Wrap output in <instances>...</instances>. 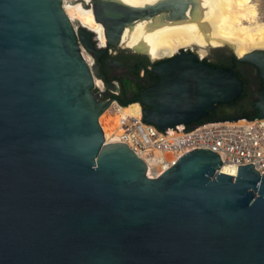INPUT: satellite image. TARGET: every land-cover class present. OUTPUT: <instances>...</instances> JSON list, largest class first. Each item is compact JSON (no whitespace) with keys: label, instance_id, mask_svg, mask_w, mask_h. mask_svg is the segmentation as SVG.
I'll return each mask as SVG.
<instances>
[{"label":"water","instance_id":"obj_1","mask_svg":"<svg viewBox=\"0 0 264 264\" xmlns=\"http://www.w3.org/2000/svg\"><path fill=\"white\" fill-rule=\"evenodd\" d=\"M80 1L106 43L145 54L122 45L127 27L197 7ZM92 32L64 0H0V264H264V173L253 163L232 175L217 151L195 146L151 178L126 142H105L99 118L123 102L95 89L98 69L83 52ZM224 45L264 80V47L240 56ZM153 72L143 114L162 130L199 121L243 88L232 68L186 48ZM258 96L254 117L264 118V89Z\"/></svg>","mask_w":264,"mask_h":264},{"label":"bare ground","instance_id":"obj_2","mask_svg":"<svg viewBox=\"0 0 264 264\" xmlns=\"http://www.w3.org/2000/svg\"><path fill=\"white\" fill-rule=\"evenodd\" d=\"M68 1L64 0L68 15L73 20L79 19L82 24L95 29L100 41V34L106 41L103 27L95 19L93 10L84 7L80 0ZM120 1L144 7L159 0ZM162 19L158 18L157 24L150 20H140L133 27H127L122 36V45L141 46L151 53L152 58L196 44L206 47L201 50L202 54L209 47L229 44L240 56L251 49L264 47V19L255 0H197L194 15L189 11L188 17L183 20ZM140 111L138 103H131L113 112L107 108L100 116V120L105 124L107 134L111 135L119 131L122 115H135ZM222 171L236 175L237 168L225 165Z\"/></svg>","mask_w":264,"mask_h":264},{"label":"built area","instance_id":"obj_3","mask_svg":"<svg viewBox=\"0 0 264 264\" xmlns=\"http://www.w3.org/2000/svg\"><path fill=\"white\" fill-rule=\"evenodd\" d=\"M97 80L98 77H95V83ZM100 94L102 99L110 98ZM121 107H125L123 103L113 99L108 108L113 112ZM140 109L139 114L122 115L119 131L111 135L107 134L100 118L99 123L105 142H126L144 159L149 177H158L173 166L181 154L195 146L217 151L222 159V167L237 168L236 174L239 164L247 163H253L260 173H264V118L226 117L200 123L176 124L162 130L145 121L143 109Z\"/></svg>","mask_w":264,"mask_h":264},{"label":"flooded vegetation","instance_id":"obj_4","mask_svg":"<svg viewBox=\"0 0 264 264\" xmlns=\"http://www.w3.org/2000/svg\"><path fill=\"white\" fill-rule=\"evenodd\" d=\"M100 36L103 44H99L97 33L92 32L94 49L87 51L91 55L92 65L98 69L99 77L95 83V89L105 97L119 98L122 102L130 100L132 103H138L142 109L146 108L147 105L143 103L141 93L159 80L157 76L152 79L153 68L170 60L186 48V50L195 53L201 61H206L217 67L232 68L243 81V88L239 96L230 102L218 103L210 111L212 114L229 118L235 116L254 117L259 113L254 105L259 98V92L264 89V80L259 75V69L247 61L226 62L225 59L231 55L230 53H233L230 50L213 54L210 53L211 49L216 47L213 46L210 51L207 50L202 54L199 48L205 49L206 47L196 44L199 46L181 47L171 54L154 56L155 59H152L149 54L137 53L128 48L108 44L102 39L101 34ZM107 84H112V88L107 87Z\"/></svg>","mask_w":264,"mask_h":264},{"label":"rangeland","instance_id":"obj_5","mask_svg":"<svg viewBox=\"0 0 264 264\" xmlns=\"http://www.w3.org/2000/svg\"><path fill=\"white\" fill-rule=\"evenodd\" d=\"M255 1L258 4V7H259V10H260V13H261L262 18L264 19V0H255ZM68 2L70 3V1H68ZM201 49H203V48L200 47L199 48V51H201ZM213 49H211V51L209 50L210 53L216 54V53H219V52H222V51H228L229 50L228 47L226 45H224V44L218 45V46L214 47ZM209 51H208V53H209ZM83 52H84L86 58L90 61V63H92L91 62V55H90V53L86 49H83Z\"/></svg>","mask_w":264,"mask_h":264},{"label":"trees","instance_id":"obj_6","mask_svg":"<svg viewBox=\"0 0 264 264\" xmlns=\"http://www.w3.org/2000/svg\"><path fill=\"white\" fill-rule=\"evenodd\" d=\"M231 55L229 57H227L226 62L228 61H234V62H238L239 59L236 57V55L234 53H230ZM132 103V101L130 100H126L123 102V105L124 106H127L128 104ZM249 117V116H247ZM224 118L222 115H219V114H212L211 112H209L207 114V116H205L204 118L200 119L199 121L197 122H194V123H200V122H204V121H207V120H215V119H222ZM252 118V117H250Z\"/></svg>","mask_w":264,"mask_h":264}]
</instances>
